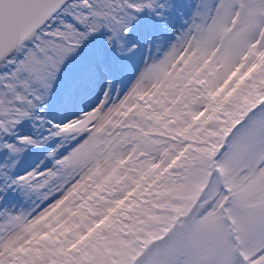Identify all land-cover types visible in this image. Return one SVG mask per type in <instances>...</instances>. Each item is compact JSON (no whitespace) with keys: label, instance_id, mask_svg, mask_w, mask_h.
<instances>
[{"label":"snow or ice","instance_id":"snow-or-ice-1","mask_svg":"<svg viewBox=\"0 0 264 264\" xmlns=\"http://www.w3.org/2000/svg\"><path fill=\"white\" fill-rule=\"evenodd\" d=\"M0 264H264V0H0Z\"/></svg>","mask_w":264,"mask_h":264}]
</instances>
